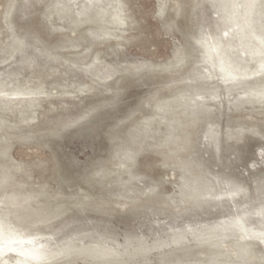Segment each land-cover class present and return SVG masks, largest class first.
I'll return each mask as SVG.
<instances>
[{
    "label": "rangeland",
    "instance_id": "obj_1",
    "mask_svg": "<svg viewBox=\"0 0 264 264\" xmlns=\"http://www.w3.org/2000/svg\"><path fill=\"white\" fill-rule=\"evenodd\" d=\"M244 5L0 0V79L33 93L0 104V264L38 243L72 253L55 264H93L81 249L94 244L122 253L117 264H264L260 238L217 229L241 213L264 231V102L235 100L264 75L227 90L197 41L254 68L264 44Z\"/></svg>",
    "mask_w": 264,
    "mask_h": 264
},
{
    "label": "bare ground",
    "instance_id": "obj_2",
    "mask_svg": "<svg viewBox=\"0 0 264 264\" xmlns=\"http://www.w3.org/2000/svg\"><path fill=\"white\" fill-rule=\"evenodd\" d=\"M263 0H245V20H246V27L249 28L253 34L255 35V37L258 40L259 45L264 44V8H262V5L264 6V2H262ZM93 2V1H92ZM94 4V3H93ZM89 5V4H88ZM85 6V5H84ZM90 6V5H89ZM86 7V6H85ZM84 7V8H85ZM10 8V7H9ZM8 8V10H9ZM83 8V9H84ZM88 10L91 8H87ZM7 10V11H8ZM84 13V12H83ZM92 16V15H91ZM97 18V17H96ZM92 20V19H91ZM202 36V35H201ZM203 36H205L203 34ZM205 38V37H204ZM204 38L202 37L201 39L197 40L199 43L202 44L203 48H204V54H203V58L205 62L210 64V67H212V69H216L219 70L218 72H220L218 75H221V77L223 78L222 81L226 82V88L227 90H232L234 89L237 85L241 84L244 81H247L246 79L248 78H252V77H259L261 75H264V58L259 59L254 68H250L248 67L246 69L242 68V67H237V65H234L232 63H228L227 60H224L223 58H218L216 59V55L218 54V45L217 42H214L213 44L208 43L206 40H204ZM196 41V43H197ZM202 48V47H201ZM259 48L256 49H250V52H256ZM202 54V53H201ZM91 65V64H90ZM89 66V65H88ZM209 66V65H208ZM89 68V67H88ZM215 70V71H216ZM209 72L210 69H209ZM217 72V71H216ZM203 74V73H201ZM205 75V74H203ZM202 76V75H200ZM212 76L211 73H207V75H205L202 78L208 77L210 78ZM198 77V76H197ZM201 78V77H199ZM253 79V78H252ZM262 79V78H261ZM10 82V81H9ZM6 83L5 81H2L0 79V104L2 105H8V102H11L12 97L15 96H30L31 94L33 95V93H31L30 91L26 90V89H19V88H10V86L12 85L10 83L9 88H6ZM195 84V83H194ZM249 86V85H248ZM12 87V86H11ZM37 91V90H36ZM34 92V91H33ZM39 93V92H38ZM215 91H212L211 94L213 96H215ZM201 94V93H200ZM200 94H197L196 96L199 97ZM180 95V94H179ZM187 95H189L187 93ZM17 97V98H20ZM183 97V96H182ZM181 97V98H182ZM204 97V96H203ZM180 98V97H179ZM184 98V97H183ZM200 99V98H199ZM10 100V101H9ZM15 100V99H14ZM201 100V99H200ZM203 100V99H202ZM236 101H248V102H253V101H257L259 102H264V80H262L261 83H257L256 86H251L249 87L245 92H243L241 95H239L238 97L235 98ZM17 101V99H16ZM23 101V100H22ZM182 102L186 103V108L187 107H195L197 105L200 104V102L198 101V98L191 96V97H186L185 100H183ZM32 103V101H31ZM16 104V103H15ZM202 104V103H201ZM19 106V105H17ZM201 106V105H200ZM8 107V106H7ZM166 108V107H165ZM199 108V107H198ZM13 109V108H12ZM159 110V109H158ZM161 110V109H160ZM20 114V113H19ZM182 115V114H181ZM3 122V121H2ZM1 126V125H0ZM214 128V126H212ZM216 129V128H215ZM215 129H210L209 132H214ZM207 132V131H206ZM217 132V131H216ZM5 139H3L4 141ZM8 148V147H7ZM6 179V178H5ZM4 179V180H5ZM207 185H196V184H191V185H187L186 184V189H188V191L192 194V195H200L203 196L206 193H209L211 191L206 192V189L209 188L207 187ZM211 188L207 189L210 190ZM212 190V189H211ZM210 194V193H209ZM191 195V196H192ZM205 196V195H204ZM210 196V195H208ZM213 196V195H212ZM15 198V197H14ZM10 203L13 204V198L10 197L9 199ZM32 206V205H31ZM24 207V206H23ZM27 208V207H26ZM32 209V208H31ZM221 221V220H220ZM220 224H217V229L218 226L220 227V229L223 230H228V229H236L238 230L237 232L241 235H238L240 237H251V239L255 238L257 240V238H260V240L263 241L264 243V231L259 230L257 228H254L252 226H250L245 217L239 213L236 216L232 217L229 220H222L221 222H219ZM215 225V224H214ZM210 228V227H209ZM208 228V229H209ZM214 228V226H213ZM213 230V229H210ZM210 230L208 232H210ZM216 231V230H215ZM214 232V231H213ZM225 232V231H224ZM232 232V231H231ZM8 233L5 231V224L4 222L1 221V217H0V240L4 237V234ZM230 233V232H228ZM233 233V232H232ZM13 234H17V233H13V232H9V238L13 239L14 237L19 238L18 236H13ZM200 234V233H199ZM207 234V233H206ZM204 234V235H206ZM212 234V231H211ZM217 234V233H216ZM215 234V235H216ZM220 234V233H219ZM222 234V233H221ZM220 234V235H221ZM201 235V234H200ZM199 235V236H200ZM220 235H216L217 237H219L221 239ZM224 235V233H223ZM211 235L207 236H201V238L199 239V243L200 240L203 241H208L211 243V240L213 241V239H211L210 237ZM215 236V237H216ZM226 236V235H224ZM222 236V237H224ZM233 236V235H232ZM237 236V234H236ZM214 237V236H212ZM228 237V236H227ZM234 237V236H233ZM183 237H177L173 240V243L175 244H181L183 243L182 239ZM229 238V237H228ZM236 238V237H235ZM238 238V237H237ZM218 239V238H217ZM250 239V238H248ZM230 240V239H229ZM239 242L241 239H238ZM172 241V240H171ZM185 241V240H184ZM216 241V238H215ZM214 241V242H215ZM224 241V240H223ZM204 242V244H205ZM206 242V244L208 243ZM219 241H216L215 244H219L218 246H221L220 243H218ZM225 242V241H224ZM231 242V241H230ZM238 242V243H239ZM244 242H246L244 240ZM250 243V241H247V243ZM210 243H208L210 245ZM236 243V242H235ZM243 243V242H242ZM248 243V244H249ZM253 243V242H251ZM174 244V245H175ZM201 244V243H200ZM246 244V243H244ZM247 244V245H248ZM95 245V244H94ZM85 246L82 247L81 249V255H86L90 260H92L93 264H117L119 263V261H121L120 259L122 258V253L114 250V248H109L106 245H97V246ZM214 245V244H213ZM212 245V247H213ZM228 245V243H227ZM232 246L235 244H231ZM251 245V244H250ZM44 244L41 246L40 243L38 244H33L29 247V250H32L31 252H33V254H37L38 256H35L34 258H20L19 261L15 264H55L57 263L58 260L62 259V258H69L70 256H72V253L68 252V250H60V251H55V252H46V249H44ZM216 246V245H215ZM225 246V244L223 245ZM221 246V247H223ZM236 246V245H235ZM250 248V246H248ZM247 247V248H248ZM217 248V247H216ZM219 248V247H218ZM236 248V247H234ZM240 252L243 253L244 247L240 246ZM120 249V248H119ZM215 249V248H214ZM223 249V248H222ZM230 249H232L230 247ZM253 249V247H252ZM84 250V251H82ZM147 250V249H146ZM247 250V249H245ZM70 251V250H69ZM141 251V250H140ZM139 250H137V252H140ZM226 251V249H225ZM232 251V250H231ZM238 251V250H237ZM236 251V252H237ZM5 251H0V253H4ZM16 252H22L21 249H19V247L16 249ZM229 252V251H228ZM235 252V250H234ZM233 252V253H234ZM235 252V253H236ZM137 253V254H138ZM144 253V252H142ZM141 253V254H142ZM245 253V252H244ZM33 254H29V255H33ZM222 254V253H221ZM239 253H237L238 256ZM224 255V254H223ZM240 255V254H239ZM2 255H0L1 257ZM219 256V255H218ZM236 254L234 255V258L237 257ZM242 256V254H241ZM240 256V257H241ZM233 257V256H232ZM243 257V256H242ZM247 257V256H246ZM245 258V257H244ZM251 258V257H249ZM240 259V258H239ZM228 260V259H227ZM241 260V259H240ZM251 260H253V258H251ZM62 261V260H60ZM220 261V260H219ZM142 264V263H141ZM214 264V263H213ZM229 264V263H228ZM241 264V263H240Z\"/></svg>",
    "mask_w": 264,
    "mask_h": 264
}]
</instances>
